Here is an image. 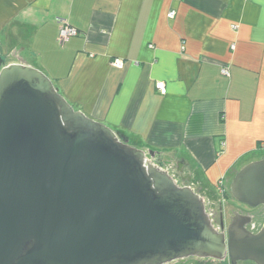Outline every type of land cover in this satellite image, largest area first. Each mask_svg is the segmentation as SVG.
I'll return each mask as SVG.
<instances>
[{
	"label": "crops",
	"instance_id": "crops-1",
	"mask_svg": "<svg viewBox=\"0 0 264 264\" xmlns=\"http://www.w3.org/2000/svg\"><path fill=\"white\" fill-rule=\"evenodd\" d=\"M63 22L79 35L61 47ZM0 60L180 162L202 196L264 154V0H0Z\"/></svg>",
	"mask_w": 264,
	"mask_h": 264
},
{
	"label": "water",
	"instance_id": "water-1",
	"mask_svg": "<svg viewBox=\"0 0 264 264\" xmlns=\"http://www.w3.org/2000/svg\"><path fill=\"white\" fill-rule=\"evenodd\" d=\"M0 264H264V221L225 229L159 153L76 110L42 71L0 60ZM231 194L264 207V158ZM253 229L256 227L253 226Z\"/></svg>",
	"mask_w": 264,
	"mask_h": 264
},
{
	"label": "flooded vegetation",
	"instance_id": "flooded-vegetation-1",
	"mask_svg": "<svg viewBox=\"0 0 264 264\" xmlns=\"http://www.w3.org/2000/svg\"><path fill=\"white\" fill-rule=\"evenodd\" d=\"M157 161H160L161 163H163V161H161L160 158H157ZM166 166L169 167V170L173 173V175L177 176L179 183L189 181L185 174V169H184L185 166H181L180 162L170 163V165H166ZM213 205H214L213 203L208 202L207 208L212 212L214 221L218 227H220L221 225V222H222L221 214L223 213L226 230L228 226L231 224L232 220L235 218V215L237 214V212L242 215H249L252 217V223L249 225V229L253 231L257 230L258 227L262 225L263 223L262 221L264 220V207H260L256 210L247 211V210H243L240 208L236 210L234 209V206L230 204H227L226 206H224L222 205V203H219L217 208H215ZM253 226H255L256 228L253 229L252 228ZM200 262L201 260L199 259H196L195 261V263H200ZM171 264H183V263L174 262Z\"/></svg>",
	"mask_w": 264,
	"mask_h": 264
},
{
	"label": "built area",
	"instance_id": "built-area-1",
	"mask_svg": "<svg viewBox=\"0 0 264 264\" xmlns=\"http://www.w3.org/2000/svg\"><path fill=\"white\" fill-rule=\"evenodd\" d=\"M169 18H174L175 17V12L171 11L169 13ZM79 35V30L75 27H73L72 25H70L69 23L63 22L61 24L60 30H59V34H58V44L63 47L65 46L72 38L76 37ZM112 65L116 68L122 69L124 67V61L121 59H115L112 63ZM223 74L225 75H229L228 70H223ZM157 89L160 91L161 94H166L167 92V88L164 82H158L156 84ZM219 190L221 193L224 192V182H220L219 183ZM211 216H213V214H210Z\"/></svg>",
	"mask_w": 264,
	"mask_h": 264
},
{
	"label": "rangeland",
	"instance_id": "rangeland-1",
	"mask_svg": "<svg viewBox=\"0 0 264 264\" xmlns=\"http://www.w3.org/2000/svg\"><path fill=\"white\" fill-rule=\"evenodd\" d=\"M264 156V154H260V155H257V160L258 159H261L260 157ZM231 177H235V175H232ZM201 181H203V184H205L206 180H205V176L204 175H201ZM232 178V180H233ZM197 181V180H196ZM231 187V182L229 183L228 180L226 181L225 183V187L223 188L224 190L226 189L227 191H229V188ZM213 194L211 195H208V196H204L206 199H207V204L208 202H213V206L215 208L218 207V204L219 203H222V205L226 206L227 204H230L232 206H234V209L238 210L239 208L240 209H243V210H247V211H250V210H256V209H250L248 206L240 203L239 201H237L232 195H227L224 197V194H222L219 190V188H213L212 190ZM264 221V220H263ZM196 261V258H190L187 263L185 264H190L192 262H195ZM199 264H205L203 263L202 261L199 263ZM219 264H229V261H224V262H221Z\"/></svg>",
	"mask_w": 264,
	"mask_h": 264
},
{
	"label": "trees",
	"instance_id": "trees-1",
	"mask_svg": "<svg viewBox=\"0 0 264 264\" xmlns=\"http://www.w3.org/2000/svg\"><path fill=\"white\" fill-rule=\"evenodd\" d=\"M161 160V159H160ZM161 161H164V160H161ZM199 193H200V191H199ZM201 194V193H200ZM222 194H224V197L225 196H227V195H232L231 194V190H230V188H229V191H227L226 189L224 190V192L222 193ZM202 195V194H201ZM211 203H213L212 201H211ZM263 222V221H262ZM249 263H251V262H249ZM251 264H254V263H251Z\"/></svg>",
	"mask_w": 264,
	"mask_h": 264
}]
</instances>
